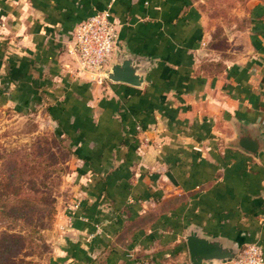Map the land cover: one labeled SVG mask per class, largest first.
<instances>
[{
  "label": "crops",
  "instance_id": "crops-1",
  "mask_svg": "<svg viewBox=\"0 0 264 264\" xmlns=\"http://www.w3.org/2000/svg\"><path fill=\"white\" fill-rule=\"evenodd\" d=\"M104 10L152 58L143 88L76 71V28ZM249 15L220 56L194 0H0V108L41 110L72 152L54 264H192V224L264 254V3ZM249 136L258 157L227 145Z\"/></svg>",
  "mask_w": 264,
  "mask_h": 264
},
{
  "label": "rangeland",
  "instance_id": "rangeland-1",
  "mask_svg": "<svg viewBox=\"0 0 264 264\" xmlns=\"http://www.w3.org/2000/svg\"><path fill=\"white\" fill-rule=\"evenodd\" d=\"M194 1L211 35L207 49L217 51L215 54L220 56L227 55L231 35L247 26L252 7L264 3V0ZM40 111L21 116L0 108V181L25 179L10 187L11 194L7 196L22 186L20 194L28 201L23 205L30 207V212L19 210L20 216L17 213L6 218L0 216V231L9 227L13 216L18 221L10 239H17L19 251L18 259L6 255L1 264H54L55 249L71 219L70 211L73 210L72 216L77 215L79 203L71 149ZM20 234L25 238H17ZM2 243L0 238V248ZM247 245H243L240 253Z\"/></svg>",
  "mask_w": 264,
  "mask_h": 264
},
{
  "label": "water",
  "instance_id": "water-1",
  "mask_svg": "<svg viewBox=\"0 0 264 264\" xmlns=\"http://www.w3.org/2000/svg\"><path fill=\"white\" fill-rule=\"evenodd\" d=\"M153 66L149 56L137 54L126 48L119 49L105 72L107 80L143 88ZM227 145L242 149L258 157L260 142L252 137L229 140ZM192 264H215L235 258L248 239L243 235L228 237L206 233L199 224L188 226L184 234Z\"/></svg>",
  "mask_w": 264,
  "mask_h": 264
},
{
  "label": "built area",
  "instance_id": "built-area-1",
  "mask_svg": "<svg viewBox=\"0 0 264 264\" xmlns=\"http://www.w3.org/2000/svg\"><path fill=\"white\" fill-rule=\"evenodd\" d=\"M70 43V51L78 61L76 71L92 80H107L105 72L120 49L119 32L111 12H97L80 23ZM215 264H264V254L252 243L235 258Z\"/></svg>",
  "mask_w": 264,
  "mask_h": 264
},
{
  "label": "trees",
  "instance_id": "trees-1",
  "mask_svg": "<svg viewBox=\"0 0 264 264\" xmlns=\"http://www.w3.org/2000/svg\"><path fill=\"white\" fill-rule=\"evenodd\" d=\"M22 180L25 179L17 178L16 180H9L10 183L6 182V180L0 181V216L2 218H6L7 216L11 215V213H17L20 216L21 214H19V210H27L28 212H30V207H26L23 205L28 201L23 200V193L20 194L22 186H20L19 189H15V193L13 195L7 196V193L11 194L10 187L19 185L21 182H23ZM13 183L15 184L13 185ZM13 217L10 220L9 227H6L4 230L0 231V238L2 242H4V244L2 243V246L0 248V264L3 257L6 255L12 256L13 259L14 257L18 259L17 253H19V251L16 248L18 245L17 239H10V236L12 235L11 230L15 229V227L18 225V221ZM17 238L25 237L24 235L20 234ZM30 238L31 240H33L31 234Z\"/></svg>",
  "mask_w": 264,
  "mask_h": 264
}]
</instances>
